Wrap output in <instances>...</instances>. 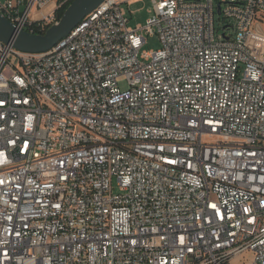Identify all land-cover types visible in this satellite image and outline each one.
<instances>
[{
  "label": "built area",
  "instance_id": "2783aa9c",
  "mask_svg": "<svg viewBox=\"0 0 264 264\" xmlns=\"http://www.w3.org/2000/svg\"><path fill=\"white\" fill-rule=\"evenodd\" d=\"M70 1L0 12L42 34ZM133 1L45 52L0 41V264H264V0L131 27Z\"/></svg>",
  "mask_w": 264,
  "mask_h": 264
},
{
  "label": "water",
  "instance_id": "95a60500",
  "mask_svg": "<svg viewBox=\"0 0 264 264\" xmlns=\"http://www.w3.org/2000/svg\"><path fill=\"white\" fill-rule=\"evenodd\" d=\"M105 0H73L64 11L59 21L51 25L45 33H32L16 26L0 12V41L15 48L31 53L50 50L93 10ZM221 13L219 6L218 14Z\"/></svg>",
  "mask_w": 264,
  "mask_h": 264
},
{
  "label": "rangeland",
  "instance_id": "374dc122",
  "mask_svg": "<svg viewBox=\"0 0 264 264\" xmlns=\"http://www.w3.org/2000/svg\"><path fill=\"white\" fill-rule=\"evenodd\" d=\"M4 1V0H1ZM125 9L129 17V26L136 27L139 24H146L149 17L153 15V3L151 0H135L130 5L125 4ZM229 23L228 20L222 18V16L216 14L215 16V27L218 34H223L224 27ZM231 29L227 30L230 34ZM146 44L144 45L145 50H157L160 48V40L158 34L146 35ZM122 89L127 88L126 81L120 82Z\"/></svg>",
  "mask_w": 264,
  "mask_h": 264
},
{
  "label": "trees",
  "instance_id": "16d2710c",
  "mask_svg": "<svg viewBox=\"0 0 264 264\" xmlns=\"http://www.w3.org/2000/svg\"><path fill=\"white\" fill-rule=\"evenodd\" d=\"M72 1H73V0H71L69 3H67L66 5L62 6L60 9L57 10V12H56L57 20H59V19L62 17L64 11L66 10V8L69 6V4H70ZM32 28H33V29H36L37 27L34 25ZM29 30H30V29H29ZM34 32L41 33V31H40V30H37V29H36Z\"/></svg>",
  "mask_w": 264,
  "mask_h": 264
}]
</instances>
